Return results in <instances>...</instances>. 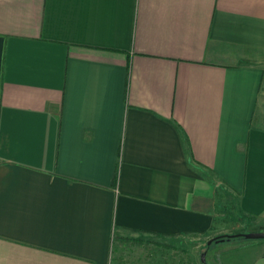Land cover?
<instances>
[{
    "label": "crops",
    "instance_id": "crops-1",
    "mask_svg": "<svg viewBox=\"0 0 264 264\" xmlns=\"http://www.w3.org/2000/svg\"><path fill=\"white\" fill-rule=\"evenodd\" d=\"M263 112L264 0H0V264L264 231Z\"/></svg>",
    "mask_w": 264,
    "mask_h": 264
},
{
    "label": "rangeland",
    "instance_id": "rangeland-1",
    "mask_svg": "<svg viewBox=\"0 0 264 264\" xmlns=\"http://www.w3.org/2000/svg\"><path fill=\"white\" fill-rule=\"evenodd\" d=\"M218 236L201 241V244L189 235L118 240L112 245V255L115 254L117 258L116 264H203L201 253L208 249L204 256L206 264H218L219 253L217 251L223 243L221 241H227L217 239ZM209 239L211 242L207 245ZM242 239V236H238L229 241L238 242Z\"/></svg>",
    "mask_w": 264,
    "mask_h": 264
},
{
    "label": "water",
    "instance_id": "water-1",
    "mask_svg": "<svg viewBox=\"0 0 264 264\" xmlns=\"http://www.w3.org/2000/svg\"><path fill=\"white\" fill-rule=\"evenodd\" d=\"M225 236L227 238L235 237V236H242L243 238H246V239H262L264 238V231H251L247 233L228 234ZM221 240L223 239L221 238ZM210 242H211V239L207 241V245H209ZM204 256H205V252L201 253V262L203 264H206Z\"/></svg>",
    "mask_w": 264,
    "mask_h": 264
},
{
    "label": "trees",
    "instance_id": "trees-1",
    "mask_svg": "<svg viewBox=\"0 0 264 264\" xmlns=\"http://www.w3.org/2000/svg\"><path fill=\"white\" fill-rule=\"evenodd\" d=\"M235 237H238V236H235ZM235 237L227 238L225 235H220V236L217 237V239H221L222 238L223 240H229V239L235 238Z\"/></svg>",
    "mask_w": 264,
    "mask_h": 264
}]
</instances>
